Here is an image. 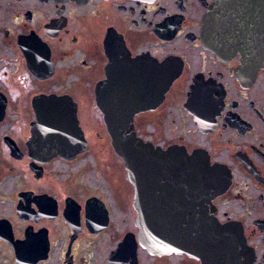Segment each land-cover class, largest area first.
Masks as SVG:
<instances>
[{"label": "flooded vegetation", "instance_id": "obj_1", "mask_svg": "<svg viewBox=\"0 0 264 264\" xmlns=\"http://www.w3.org/2000/svg\"><path fill=\"white\" fill-rule=\"evenodd\" d=\"M216 1L0 0V264H264V0H234L247 50L223 54ZM104 82L149 91L134 127L170 187L152 218L210 219L200 251L141 244ZM45 105L76 111L74 141L33 130Z\"/></svg>", "mask_w": 264, "mask_h": 264}, {"label": "water", "instance_id": "obj_2", "mask_svg": "<svg viewBox=\"0 0 264 264\" xmlns=\"http://www.w3.org/2000/svg\"><path fill=\"white\" fill-rule=\"evenodd\" d=\"M233 2L234 0H217L203 21L204 44L208 49L218 54L236 50L238 46L247 50L248 43L234 39L237 24L234 20ZM262 45H264V41H262ZM260 49L264 50V46ZM108 84V82H104L100 85L101 88L99 87L100 89L97 91V97L99 106L107 117L105 124L112 138V145L115 152L125 161L127 178L136 188L134 205L139 214L137 224L141 228L139 235L141 244L150 251L157 245L168 244L170 246L190 247L191 252L200 251L201 246L204 245V240L212 235L211 232L204 231L212 227L210 219L152 218V214H155L154 211L160 207L162 201H164V205H167V192L170 187L164 181H159L167 179L166 177L162 178L159 175L157 178L156 176L157 171L160 174L164 171L165 165L156 167L152 145L137 138L134 127V114L150 105L144 104L143 101V95L149 91L144 89L134 91L112 89ZM45 100L50 101L51 98ZM42 107L44 111L38 112V130L37 128H33V130L40 132L45 123L55 125L56 122L61 137L66 142L74 141L77 132H82L78 125L76 111L66 117L57 114L51 116L50 113L45 112L48 107L46 105ZM130 111L134 112L130 113ZM194 172V170L185 171V173L192 175ZM172 231L174 232L173 235ZM224 236L223 234L222 237Z\"/></svg>", "mask_w": 264, "mask_h": 264}, {"label": "rangeland", "instance_id": "obj_3", "mask_svg": "<svg viewBox=\"0 0 264 264\" xmlns=\"http://www.w3.org/2000/svg\"><path fill=\"white\" fill-rule=\"evenodd\" d=\"M93 125H94V124H93ZM99 128H100V130H103L102 124H101V126H100Z\"/></svg>", "mask_w": 264, "mask_h": 264}]
</instances>
